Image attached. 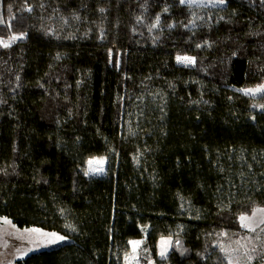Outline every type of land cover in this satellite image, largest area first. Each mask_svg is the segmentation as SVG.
Returning a JSON list of instances; mask_svg holds the SVG:
<instances>
[{
    "label": "trees",
    "instance_id": "obj_1",
    "mask_svg": "<svg viewBox=\"0 0 264 264\" xmlns=\"http://www.w3.org/2000/svg\"><path fill=\"white\" fill-rule=\"evenodd\" d=\"M225 1L203 48L181 0H0V216L66 239L17 264H264V0Z\"/></svg>",
    "mask_w": 264,
    "mask_h": 264
},
{
    "label": "rangeland",
    "instance_id": "obj_2",
    "mask_svg": "<svg viewBox=\"0 0 264 264\" xmlns=\"http://www.w3.org/2000/svg\"><path fill=\"white\" fill-rule=\"evenodd\" d=\"M183 3L192 10L193 21L191 27L197 31L198 46L203 48L208 47V41L206 39V27L199 26L198 21L201 20L202 17L197 13V11H202V10L204 11L207 8L226 7L227 2L225 1L223 4H220L218 3V0H184ZM2 41L7 42L9 40L2 39ZM0 48H5V47L0 46ZM180 57H184V56H180ZM187 57H193V56H187ZM177 63L180 65H187V66H191L194 64L188 62H181L178 60ZM259 93L260 92H256L253 95L258 96ZM90 160L94 161L91 165L89 164ZM101 160L102 163H99L98 161ZM107 165H108V161L106 158L91 157L86 161V167L84 169V173L88 176L89 175L103 176L106 174ZM95 168H102L103 171L102 172L90 171V169H95ZM3 218H7V217L0 216V264H17L19 260L25 259L27 256H29L32 253L52 249L60 245H63L66 242L65 239L63 241L51 245L44 244L42 241H36L34 243L33 241L35 240V234L25 233L23 231L24 229L17 228L13 224L11 219L7 218V220L10 221V223H6L4 222ZM259 218L260 215H256L250 220L251 221L250 223L249 221L247 223L250 224V226L253 225L255 226L256 224L259 223L258 222ZM31 228H39V227H31ZM39 229H42L44 232H53L43 228H39ZM131 241H141V239H135ZM36 243H39L40 246L37 247ZM140 244L136 246L135 251H133V245L130 243V248L133 255L129 259V264H137V258L135 254L137 253ZM29 248L33 250L28 251ZM164 248H167L168 251L169 248L168 243H166ZM225 251L229 264H251V261H249L248 256L246 255L241 256L240 255L241 250L237 247H234L231 243L227 244ZM23 253H27V254L22 255Z\"/></svg>",
    "mask_w": 264,
    "mask_h": 264
},
{
    "label": "snow or ice",
    "instance_id": "obj_3",
    "mask_svg": "<svg viewBox=\"0 0 264 264\" xmlns=\"http://www.w3.org/2000/svg\"><path fill=\"white\" fill-rule=\"evenodd\" d=\"M183 2H184V0H181V3H183ZM224 2H225V0H218V3H220V4H223ZM27 10L31 11V8H28ZM158 22H159V17H157V23ZM0 23H4V21L2 19H0ZM20 38H22V35L20 37H18L16 35H13L10 38V40L7 41V42L0 40V46H3L5 48L10 47L12 42H14L15 40L20 39ZM177 60L181 61V62L194 63L195 58L184 56V57H177ZM241 91L245 92V94L251 95V94H254L256 92L264 91V86H258L255 89H242ZM261 107L264 108V105H261ZM93 162H94L93 160H90L89 164L91 165ZM98 162L102 163V160L98 161ZM90 171L102 172L103 169L102 168H95V169H90ZM257 212L264 213V208L256 209L255 212H253V217L256 215ZM250 219H251V217H247V216L242 215L240 217L241 224H242L243 227L250 228L251 231H255V228H251L250 224L245 223L246 221H248ZM3 220L6 223H10V221H8L7 218H3ZM260 222L264 223V220H261ZM23 231L25 233H28V234H35V240L33 241L34 243L36 241H42L44 244L51 245V244H56V243H58L60 241L65 240V237L59 235L58 233H55V232H44L42 229H39V228H26ZM130 243L133 245V251H135L136 246H138L140 243H142V241H131ZM161 243L163 245V244H166V243H170V241L162 240ZM177 243H179V242L177 241ZM36 246L39 247L40 244L36 243ZM32 250L33 249H31V248L28 249V251H32ZM166 251H167V248H163L161 253H160V255L164 256L166 254ZM246 252H247V249H246ZM26 254L27 253H23L22 255H26ZM248 259H249V261H251L252 257L249 256Z\"/></svg>",
    "mask_w": 264,
    "mask_h": 264
},
{
    "label": "crops",
    "instance_id": "obj_4",
    "mask_svg": "<svg viewBox=\"0 0 264 264\" xmlns=\"http://www.w3.org/2000/svg\"><path fill=\"white\" fill-rule=\"evenodd\" d=\"M3 38L0 37V40H2Z\"/></svg>",
    "mask_w": 264,
    "mask_h": 264
}]
</instances>
